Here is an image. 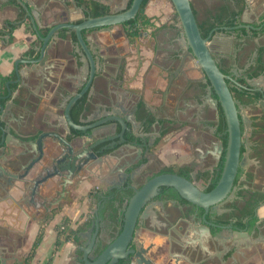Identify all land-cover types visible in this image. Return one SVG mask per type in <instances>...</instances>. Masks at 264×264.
Wrapping results in <instances>:
<instances>
[{
    "label": "crops",
    "instance_id": "0c3cea01",
    "mask_svg": "<svg viewBox=\"0 0 264 264\" xmlns=\"http://www.w3.org/2000/svg\"><path fill=\"white\" fill-rule=\"evenodd\" d=\"M97 1L109 6L111 13L126 9L130 0ZM155 1L149 0V3ZM222 1L191 0V3L200 20H203L205 10ZM21 13V24L12 31L11 36L8 33L0 35V74L8 77L7 83L10 82L9 85L6 83L7 93L0 97V120L9 126L13 136L24 142V145L9 143L0 147V264H85L82 246L89 241L92 229L88 226L96 217L93 209L101 198L97 195L100 190L106 191L114 183L111 177L116 171H123L122 167L117 166L122 164L126 154L120 150L122 146H118L120 140L117 141V148L106 157L93 162L92 170L75 181L67 198L61 200L58 206L51 203L59 188V184L55 182L57 178L43 182L36 191L33 187V180L45 174L50 167L51 148L55 147L53 137L45 139L43 158L26 176L17 177L22 172L21 164L37 156L32 145L36 141L33 137L47 131L69 135L61 121L65 105L81 89L89 73L88 61L81 54L78 43L72 39V30L68 28L58 30L52 38L46 58L37 62L42 40L37 35L35 24L38 32L46 36L41 31L50 29L56 23H77L85 15L74 0H0V29H5L6 20H16ZM147 13L152 17L160 16V12H154L150 7H147ZM172 26L179 29L181 24L178 22ZM263 28L264 0H246V7L236 28L231 31L220 30L216 34L217 53L230 54V43L236 36L250 41L245 47L247 52L264 47ZM62 29L67 30L61 31ZM242 29L245 30V36L242 35ZM253 32L258 34L253 37ZM84 37L98 60V68L87 95L88 108L82 124L105 119L114 112L125 118L128 110L138 104L139 100L150 106L151 111L163 107L156 92L163 90L166 83L163 74L159 72L168 71L170 66L164 64L163 59L170 52L173 57L177 56V51L174 50L176 41L185 45L184 38L176 39L174 34L166 36L161 32L159 35L154 34L152 38L149 36L145 40L141 39L139 46L136 38L127 35L123 24L89 29ZM140 52L144 61L137 77V58ZM245 53L243 52L242 58L246 57ZM256 54L257 51L254 55ZM21 58L25 61H19ZM262 58L264 60V49ZM252 84L264 87V75L253 80ZM8 86L12 89L11 95ZM122 91L128 96L117 106L116 100ZM137 94L142 98L138 99ZM195 95L198 96V93ZM196 105L198 104H192V109ZM203 105H198L199 109ZM242 112L250 119L246 108ZM132 122L134 121L130 119L126 121L127 124ZM120 127L118 124L116 130L112 131L97 129L94 139L108 138L116 134ZM71 132L74 133L73 129ZM168 147V151L160 150L164 160H170L174 153L182 155V152H177L178 144ZM112 148L111 145L110 149ZM129 151L132 150L126 148L124 152ZM107 158L109 161H106ZM254 161L253 159L249 168L253 173L258 169L257 162ZM102 176L110 179L107 184H104ZM263 181L256 176L253 179L254 184H264ZM259 218L264 222V204L259 210ZM62 226H65L64 230ZM100 227L99 225L97 232L101 230ZM77 228L80 230L79 240L75 242L69 235V230ZM39 233L44 235L43 239L34 255L28 259ZM248 233V239L243 238L241 245L235 248L232 241L233 229L222 228L217 235V264H264V224ZM191 264L213 263L195 260Z\"/></svg>",
    "mask_w": 264,
    "mask_h": 264
},
{
    "label": "flooded vegetation",
    "instance_id": "af4514ba",
    "mask_svg": "<svg viewBox=\"0 0 264 264\" xmlns=\"http://www.w3.org/2000/svg\"><path fill=\"white\" fill-rule=\"evenodd\" d=\"M147 7L153 9L154 12H160V16H151V23L146 26L142 25L141 19L136 22L139 34L134 38H137L139 44L141 39L145 40L149 36L152 38L154 34L159 35L161 32H164L166 36L174 34L176 39H185L182 25L179 29L172 26L180 23V20L171 0L148 2L145 8L146 13ZM219 31L220 29L217 27L211 31V52L218 65L223 62L224 58L228 60L227 65L230 72L225 74L229 75L231 80H227V82L244 86L238 79L246 77L248 70L255 65L260 47L256 50L255 56L256 51H246L245 47L250 44V41L245 38L241 40L236 36L230 43V52L228 51L230 54H219L217 53L216 40V34ZM242 35L245 36L246 34ZM174 50L177 51V56L173 57L170 52L163 59V63L170 66L168 71L159 72V74H163L166 83L163 90L156 92L163 107L151 111L150 106L139 100L138 104H134L127 112V118L134 122L127 124L123 131L124 138L117 139V141L120 140L118 146H122L120 150L126 154L122 164L117 166L122 167L123 171H116L111 177L114 183L106 191H99L97 196L101 198L93 209L96 217L88 226L89 229H96L97 226H101L97 235L96 248L93 251L94 256H96V250L101 243L108 244L116 232L122 230L123 210L126 202L134 193L132 187L140 188L149 179L162 173H176L190 180L203 192L208 193L217 186L221 177L227 149V145L226 147L223 145V134L219 130L220 108L222 106L214 91H212L211 96L217 101L216 107L207 101L209 81L204 79L205 74L195 64V61L187 56L189 48L186 43L182 45L181 41L178 42L177 40ZM243 52L247 54L244 58H242ZM140 54L141 52L137 58V77L144 61ZM122 68L125 70L124 65ZM262 75L264 73L250 79L249 85L244 86L252 92H261L257 101L253 105L247 106L239 102L242 105L240 107L241 113L244 108L250 113V124H242L241 159L245 158V166L239 167L233 187L226 199L211 205L206 211L204 208L182 198L174 187L161 186L157 194L148 200L141 212L135 229L134 243L131 244L130 248H136V253L143 255L152 264H191L195 260L217 264V255H219L217 252V242L219 241L217 235L222 228H239L250 232L261 228L264 224L259 218V210L264 202L259 203L255 209L257 220L254 224H249L248 218L245 220L246 226L241 227L237 224L238 213L246 200L253 195H264V184L253 183L255 176L261 181L264 180V87L252 84L253 80ZM89 92L85 94L88 95ZM196 93L198 95L203 94L202 101L197 98ZM140 94H142L141 91ZM118 96L116 104L120 106L121 101L128 95L122 91ZM140 98L142 96L139 95L138 99ZM192 104L204 105L200 109L198 105L192 109ZM120 128L116 134L122 131V126ZM167 128L172 129L163 134V130ZM173 132L178 133L181 139L177 152H182V155L179 156L174 153L172 158L176 160L166 161L161 155L160 147L167 136ZM93 140H102V138ZM109 142L103 141L95 147L96 156L91 159L88 169L75 171L71 177V179L73 178L71 184L61 182L57 175L53 176V178H57L55 182L57 185L59 184V188L55 192L52 204L58 206L61 200H65L70 193V187L74 185L76 180L85 176L86 172H89L93 162L106 157L109 152L117 148V145H114L110 149ZM220 143L223 145L221 151L219 149ZM126 148L132 151L125 153ZM253 159L258 166L254 173L249 171ZM106 161H109L108 158ZM54 170L51 166L47 169L48 172H54ZM108 179L102 176L104 184L109 182ZM241 192L246 193L242 195ZM121 196L122 202L119 198ZM163 237L164 239H162ZM137 259L140 260V256H137ZM131 262V256H127L118 264ZM134 264L138 263L134 261ZM139 264L144 263L139 261Z\"/></svg>",
    "mask_w": 264,
    "mask_h": 264
},
{
    "label": "water",
    "instance_id": "95a60500",
    "mask_svg": "<svg viewBox=\"0 0 264 264\" xmlns=\"http://www.w3.org/2000/svg\"><path fill=\"white\" fill-rule=\"evenodd\" d=\"M142 2L143 0H132L129 8L100 16H90L80 23H56L49 29L46 36H42L38 32L37 25L34 23L37 35L42 40L40 46V58L38 61H34L40 62L45 59L48 54L47 51L49 46L53 42L52 38L55 37L59 29L68 28L69 30L75 31L78 48L79 50L81 49V54L86 58L89 65L87 80L82 85L81 89L68 99L65 105L61 121L64 129L69 135L63 136L57 131L41 133L37 140L32 142V145L37 152V156L28 162L21 164L22 172L17 174L18 178L26 176L30 169L43 158L45 154V139L47 137L54 138L53 143L55 144V147L51 148L50 166L55 170L54 172H48L46 169L45 174L33 180L34 191H36L40 184L48 181L49 178L51 179L55 175L60 177L59 179H61V182L71 184L73 182V178L71 179V177L75 171L79 172L81 169H88L91 159L96 156L94 149L98 144L109 140L111 145L114 146L117 143V139L124 138L123 131L127 127L126 121L129 120L127 116L123 118L120 114L114 112L113 114L108 115L105 119L97 120L89 124H76L71 118L70 110L86 92L91 90L98 68V60L95 58L87 39L84 37L83 31L94 28H107L114 25H122L128 20L135 19ZM171 2L174 5L175 11L183 27L185 43L189 48L187 56L195 61V64L204 72V79L209 81L207 101L216 107L217 101L211 96L212 91H214L226 118L228 140L223 171L217 186L208 193L203 192L190 180L176 173H162L149 179L140 188L132 187L134 193L126 202L123 210L122 230L116 232V236L108 241L106 248L100 254L92 256V252L96 248L98 226L94 232L92 228L90 231L91 234L88 236L89 241L82 246L83 261L85 264H118L120 260L125 259L127 256H131L132 259V262L129 264H134V261L138 264L139 261L144 264H152L151 261L143 257V255H140L138 252L136 253V248H130V246L134 243L135 229L139 217L141 216V212L144 210L148 200L157 194L158 189L161 186L174 187L182 198L208 211L211 205L215 203L218 204L226 199L233 187L239 167L245 166V158L241 159V147L243 145L242 124H249L250 119L246 114H243V112L241 113L240 107L242 105L234 99L227 82V80H231V77L221 71L211 52L210 38L212 32H210L208 37L202 36L191 0H171ZM234 28H236V26L224 27L222 29L229 31ZM250 28H252V26H250ZM137 44L139 45V43ZM19 61H25V59L21 58ZM16 70H18L17 66ZM18 80H20V76L18 77ZM9 83L10 82H8L7 85H9ZM8 91L9 95H11L12 89L9 86ZM113 106L116 107L115 104H113ZM1 108L3 107L1 106ZM118 124L122 126V131L120 133L110 135L103 140H93L97 129H100L99 131H112L114 129L116 130ZM0 127L3 131L0 147L9 143L24 145L23 141L10 133L9 126L0 125ZM71 129H76L82 133H72ZM222 148L223 145L220 143V151ZM233 233L232 241L235 248L241 245L243 238L248 239L249 237L248 232L244 229L233 228ZM137 256H140V260L137 259Z\"/></svg>",
    "mask_w": 264,
    "mask_h": 264
},
{
    "label": "trees",
    "instance_id": "16d2710c",
    "mask_svg": "<svg viewBox=\"0 0 264 264\" xmlns=\"http://www.w3.org/2000/svg\"><path fill=\"white\" fill-rule=\"evenodd\" d=\"M74 2L77 4L78 7L82 8L84 12V18L77 20V23H80L84 19L90 16H100L103 14H107L110 11L109 6L106 4L97 1V0H74ZM149 0H143L140 10L137 14V17L135 19L128 20L124 22V26L126 28V33L129 37H134L139 34V31L136 27V22L141 19L142 25L146 26L151 23V16H149L145 12V8ZM132 0L129 1L127 8L131 6ZM246 7V0H223L220 4L212 6L210 8H207L204 12V19L200 20L198 13H195L199 28L201 31V34L203 37H208L210 32L217 27V29L222 30L224 27H234L239 23L240 16L242 12L244 11ZM23 18V14H19L18 18L16 20H6L5 22V29L1 30L0 29V35H3L4 33L12 34V31L17 28L21 24V20ZM136 28V29H135ZM67 29H62L61 31H64ZM49 31V28H45L41 31L42 34L46 35ZM87 30L83 31V34L86 33ZM242 34H246L245 30H241ZM262 32H264V28L262 29ZM258 34V32H253V35ZM71 37L72 39L77 42V37L76 33L74 30L71 31ZM12 38L10 37V40ZM264 47L259 49L258 57L256 58L255 65H253L249 70L248 74L244 78H239V82L242 85H249L250 79L256 78L260 76L261 74L264 73V60L262 58V53H263ZM228 60L226 58L223 59L222 63H219V67L222 72L224 73H229L230 68L227 65ZM9 80L8 77L3 76L0 74V97L4 94L7 93V81ZM230 90L233 94V97L240 103L247 105H253L257 99L261 96V92H252L250 89L240 86V85H234L230 81H228ZM201 101L203 100V94H199L197 96ZM88 108V98L87 94L82 96L72 107L70 110L71 118L72 120L77 123V124H82V118L84 113L86 112ZM0 125L5 126L4 122L0 120ZM172 128H167L163 130V134L167 133L170 131ZM219 130L223 134L222 140H223V145L226 147L227 145V124L224 116L223 109L220 108V122H219ZM74 133L80 134L82 133L81 131H78L76 129H73ZM2 128L0 127V141L2 139ZM40 135V134H39ZM38 135V136H39ZM38 136L33 137L34 139L37 140ZM186 170V169H182ZM184 171H182L184 173ZM182 173V174H183ZM132 193V192H131ZM246 192H241L242 195H244ZM121 202L123 201L122 196L119 197ZM264 202V195H253L250 196L241 210L238 213V220L237 224L241 227H244L247 225V222L245 220L248 218L249 219V224H254L255 221L257 220V217L255 216V209L259 205V203ZM65 227V226H64ZM65 229V228H64ZM63 229V230H64ZM121 230V228H120ZM79 228L76 230L70 229L69 230V235L72 236V239L77 242L79 240L78 233H79ZM43 234L39 233L37 235L36 240L33 244L32 250L30 254L28 255V259H31V257L34 255L36 248L40 244L41 240L43 239ZM116 234L114 235V237ZM57 243H60V240L57 241ZM107 246V243H101L97 250H96V256L100 254Z\"/></svg>",
    "mask_w": 264,
    "mask_h": 264
},
{
    "label": "rangeland",
    "instance_id": "374dc122",
    "mask_svg": "<svg viewBox=\"0 0 264 264\" xmlns=\"http://www.w3.org/2000/svg\"><path fill=\"white\" fill-rule=\"evenodd\" d=\"M179 142H181V139L179 138V136H176L175 132L171 133L168 135V137L162 142V146L160 150H170L168 145L170 146L171 144H179ZM174 157V155H173ZM175 158H171L170 160H173ZM176 160V159H175Z\"/></svg>",
    "mask_w": 264,
    "mask_h": 264
},
{
    "label": "built area",
    "instance_id": "2783aa9c",
    "mask_svg": "<svg viewBox=\"0 0 264 264\" xmlns=\"http://www.w3.org/2000/svg\"><path fill=\"white\" fill-rule=\"evenodd\" d=\"M62 228L64 229V227L62 226Z\"/></svg>",
    "mask_w": 264,
    "mask_h": 264
}]
</instances>
